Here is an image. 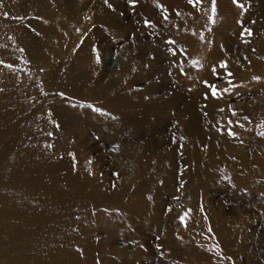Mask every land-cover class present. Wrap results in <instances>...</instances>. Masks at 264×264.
<instances>
[{
  "label": "rangeland",
  "instance_id": "rangeland-1",
  "mask_svg": "<svg viewBox=\"0 0 264 264\" xmlns=\"http://www.w3.org/2000/svg\"><path fill=\"white\" fill-rule=\"evenodd\" d=\"M108 2L0 0V264H264V0H215L214 14L213 0ZM173 94L216 135L196 158L219 219L186 200ZM126 96L166 112L120 122ZM165 139L180 150L163 178L122 186L116 167Z\"/></svg>",
  "mask_w": 264,
  "mask_h": 264
},
{
  "label": "bare ground",
  "instance_id": "bare-ground-1",
  "mask_svg": "<svg viewBox=\"0 0 264 264\" xmlns=\"http://www.w3.org/2000/svg\"><path fill=\"white\" fill-rule=\"evenodd\" d=\"M68 5V4H67ZM103 5H101V7L99 8L98 6V9L96 11L93 12V15L94 17L97 19H102L103 17H106V14H107V10H105L104 8L105 7H102ZM97 8V7H96ZM82 9V8H81ZM70 10V9H69ZM74 11L73 9L70 10V12ZM79 11V10H78ZM81 11V10H80ZM227 11V10H226ZM76 15V14H75ZM95 19V20H96ZM180 20V19H179ZM216 21V20H215ZM214 21V22H215ZM212 24V22H211ZM192 27V26H191ZM233 28V27H232ZM237 30V29H235ZM98 33V32H97ZM186 33V32H185ZM197 33V32H196ZM180 37V36H179ZM187 37V36H186ZM217 40V39H216ZM106 41V40H105ZM146 39L144 37L142 38H139L138 40V45L139 46H136L138 48H140V53L142 52H145L148 47H149V42L146 43ZM102 43V42H101ZM264 45V43H263ZM106 47V46H105ZM104 47V48H105ZM231 64V63H230ZM126 70V69H125ZM190 70V69H189ZM192 71V70H191ZM189 71V72H191ZM193 72V71H192ZM190 73L191 76H194L193 73ZM113 82H117L119 83L120 81H118L117 79L115 80H111L110 82L107 83L106 86H108V88H111L110 87V84H112ZM126 83V82H124ZM123 83V84H124ZM254 84V83H253ZM155 88V86H154ZM158 89V88H157ZM98 90H99V87H98ZM246 90V89H245ZM176 94V93H175ZM181 94V93H180ZM146 96V95H145ZM77 97V96H76ZM121 97V96H120ZM78 98V97H77ZM110 98V97H109ZM128 98H130V96H126L124 97V100L123 102H125V104H122V105H125V109L126 110H120L119 109V120L120 122H125V123H128V124H133V123H140L141 125L144 123L146 124H149L150 123V120L148 118L152 117L154 115L153 112H155V108H156V111L158 112H163L162 114H164V112H166V109L168 111H170L169 113H171V110L174 111V113H176V116L177 117H182L184 116L185 118V121L187 122L186 123V128H183L185 134H186V139L185 141L182 140V143L184 142V146H185V149H186V152L183 153L184 155H186V161H185V165L187 167H185V175H184V179L186 181V187H185V196H186V200L188 203L191 204V206H195V204H198V200L199 198H201V200L204 202V199H205V203L203 204L204 205V210H206V212L208 213L211 212V214H213V216L215 218H220L221 215H222V212L221 210H219L218 208L214 207V206H210L209 205V198L208 196L206 195V186H208V179L207 177L210 176L211 172L209 170H207L206 168L205 169H200L201 167L198 166L197 164V158L198 155L200 154L199 153V147L200 145H203L202 143H206V145H213V140L215 141L216 139V135H214V133H212V131L207 128L205 129L206 131H203V128L202 126H200V121L198 120V117H197V114H196V111H195V108L193 106L192 103H188V104H185V109L187 110L184 115L181 114V111H179L177 108L175 109V105L178 103L176 101V98L174 96V94L172 95V97L166 101V105L168 104V107L165 109L164 107L165 106H157L156 104L155 105H148V103H145V102H136V103H129V100ZM132 98V97H131ZM130 98V99H131ZM115 99V98H114ZM129 100V101H128ZM264 102V101H263ZM211 103V102H210ZM162 104V103H161ZM163 104V105H165ZM184 104V103H183ZM195 104V103H194ZM153 106H155L154 110H152ZM177 107H179L177 105ZM66 110V109H65ZM67 111V110H66ZM70 111V110H68ZM103 111V110H102ZM74 112V111H73ZM71 113V112H70ZM77 114V113H76ZM159 114V113H158ZM72 115V113H71ZM79 116V115H78ZM175 116V118H176ZM80 117V116H79ZM78 117V118H79ZM86 117V116H85ZM147 118V119H146ZM86 119V118H85ZM90 119V118H89ZM72 120V119H71ZM77 119H75L76 121ZM92 120V119H91ZM95 120V119H94ZM93 120V123H95ZM156 120V119H155ZM172 120V119H171ZM74 121V119L72 120V122ZM79 121V119H78ZM152 121V120H151ZM77 122V121H76ZM86 122V121H84ZM88 122V121H87ZM102 123V121H100ZM112 122V121H111ZM92 123V121H91ZM100 123V124H101ZM113 123V122H112ZM73 124H75V122H73ZM78 124V123H77ZM88 124V123H87ZM85 125V126H89V125ZM103 124V123H102ZM114 124V123H113ZM134 125V124H133ZM83 126V125H82ZM92 126V125H91ZM100 126V125H99ZM113 126V125H111ZM119 126V125H118ZM135 127V126H134ZM82 128V127H81ZM85 128V127H84ZM210 130V131H209ZM161 131L158 130V132ZM162 132V131H161ZM123 133H124V130H123ZM105 135V134H104ZM77 136V135H76ZM82 136H85L84 134H79V136H77V138H81ZM209 136V139H207ZM211 136V137H210ZM215 137V138H214ZM213 138V140H212ZM89 140V139H88ZM85 141V140H84ZM222 141V140H221ZM89 143V142H88ZM177 143H180V142H177ZM176 140H171V139H165V141H157V142H153L152 145L150 144V146H148V148H144V152L142 154H140L139 157H136L137 155H130L129 159H127V161H125L126 163L116 167V170L118 171L119 173V176H120V180H121V184L122 186H126L127 190L129 187L133 186L134 184L136 185L137 182L140 181V184H138L139 188H137L135 191L136 192H141L143 189L142 187L143 184H147L148 181H146L145 177H144V172H149V173H154L155 176H157L158 174L160 175L159 179L161 180L163 178V176L161 174L165 173V171H168L170 170L171 168V164L173 162V159H174V156L177 154V152L180 150H177L176 148ZM92 144V143H90ZM176 144V145H175ZM86 146V145H85ZM183 146V145H182ZM220 147L226 149L227 151L229 152H232V148L229 147L225 142H222L220 143ZM135 148V146H134ZM90 150V148H89ZM122 150V149H121ZM125 150V149H124ZM135 150V149H134ZM183 151V149H181ZM95 151V150H93ZM181 151V152H182ZM91 152V150H90ZM128 152V151H127ZM180 153V152H179ZM214 153V152H213ZM90 154V153H89ZM101 154V153H100ZM127 153H125L124 156H127L126 155ZM129 154V153H128ZM76 155V154H75ZM122 155V154H121ZM89 156V155H88ZM123 156V155H122ZM100 157V156H99ZM104 157V156H103ZM102 157H100L101 159ZM98 162V160H97ZM101 162V161H100ZM211 163V162H210ZM115 164H117L115 162ZM115 167V166H114ZM216 167V166H214ZM213 168V167H212ZM166 169V170H165ZM204 171V172H203ZM147 174V173H146ZM210 174V175H208ZM215 174V173H214ZM216 175V174H215ZM55 176V175H54ZM219 177V176H218ZM168 179V177H166ZM166 179V180H167ZM165 180V182H166ZM210 180V179H209ZM211 181V180H210ZM147 182V183H146ZM168 182V181H167ZM206 187V188H205ZM218 187V186H217ZM126 190V191H127ZM118 192V191H117ZM134 192V191H132ZM90 194V197L94 196L93 198H96V199H93L92 201L94 202H99L101 199L104 200V197L99 194L97 192L96 189H93L91 190V192H89ZM128 194V193H127ZM115 197V196H114ZM135 198L131 199V205L135 204V209L137 210L139 208V201H138V196H134ZM102 200V201H103ZM111 201H113V198L111 199ZM110 201V202H111ZM109 202V201H108ZM109 202V203H110ZM104 203H105V200H104ZM130 206V205H128ZM36 207V206H35ZM134 207V206H132ZM222 208V207H221ZM220 208V209H221ZM138 211V210H137ZM241 211V209H240ZM239 211V212H240ZM245 211V210H244ZM232 212L236 215L238 212L235 211V210H232ZM253 212V211H252ZM241 214V212H240ZM244 216V215H243ZM245 220V219H244ZM243 220V221H244ZM246 221V220H245ZM124 222V221H123ZM113 224V223H112ZM114 226V225H113ZM186 230V229H185ZM223 230V229H222ZM219 234L221 237H223V232H220V229H219ZM224 238V237H223ZM223 238H221L220 240L222 242H226V239L223 240ZM237 240L238 242L241 241V237H237ZM196 251V250H195ZM87 253V252H86ZM201 257V256H200ZM7 261V260H6ZM202 261H204L202 259Z\"/></svg>",
  "mask_w": 264,
  "mask_h": 264
},
{
  "label": "snow or ice",
  "instance_id": "snow-or-ice-1",
  "mask_svg": "<svg viewBox=\"0 0 264 264\" xmlns=\"http://www.w3.org/2000/svg\"><path fill=\"white\" fill-rule=\"evenodd\" d=\"M188 2H189V4H192V3H193V0H188ZM234 2H238V0H234ZM104 3L108 6V8H110V9L113 8V5L110 4V3L108 2V0H104ZM128 3H129L130 5H132V6H135V4H136V0H128ZM159 7L163 8V5H159ZM212 11H213V14H214V13H215V0H213ZM4 15L7 16L8 13H5ZM164 18L167 19V17H164ZM85 19H90V18H89V17H85ZM144 24H145V26L147 27V26L151 25L152 22H151L150 20H145V21H144ZM77 31H79V29H77ZM248 34H250V30H248ZM170 43H174V42H171V41H170ZM94 51H95V49H94ZM174 54H175V53H174ZM96 62H97V63L100 62V56H99V55L96 56ZM0 63H3V61H0ZM196 63H197V61H193V64H196ZM226 63H227L226 61H221V62H220V66H221V67H225V66H226ZM8 67H12V65H8ZM181 71H183V70L181 69ZM213 71H215V67H214V66H213ZM229 75H231V73H229ZM253 79H254V80H259L260 77H259V76H253ZM204 83H205V85L210 89V91H211V95H212L213 97H216V96H217V92H218V89L216 88V86H215V85H211V84H209L208 81H204ZM61 95H63V93H61ZM96 110H97V111H100V109H96ZM220 111H223V109H220ZM232 114L235 115V111H233ZM245 119H247V117H245ZM229 123H231V120L229 121ZM229 134H230V135H235V133H233V132H231V131H229ZM116 175H119V174L117 173ZM189 211H191V210H189ZM181 219H183V217H181Z\"/></svg>",
  "mask_w": 264,
  "mask_h": 264
}]
</instances>
